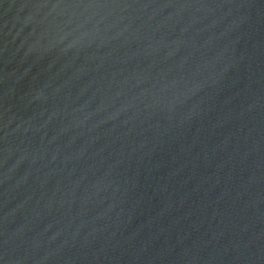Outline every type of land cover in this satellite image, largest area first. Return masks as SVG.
<instances>
[{
    "label": "water",
    "instance_id": "95a60500",
    "mask_svg": "<svg viewBox=\"0 0 264 264\" xmlns=\"http://www.w3.org/2000/svg\"><path fill=\"white\" fill-rule=\"evenodd\" d=\"M0 264H264V0H0Z\"/></svg>",
    "mask_w": 264,
    "mask_h": 264
}]
</instances>
